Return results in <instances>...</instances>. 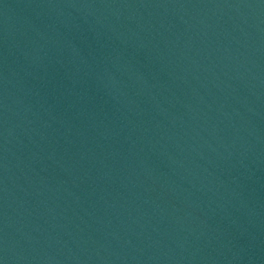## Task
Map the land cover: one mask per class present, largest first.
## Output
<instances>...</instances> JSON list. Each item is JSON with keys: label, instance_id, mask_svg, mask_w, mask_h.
Segmentation results:
<instances>
[{"label": "water", "instance_id": "obj_1", "mask_svg": "<svg viewBox=\"0 0 264 264\" xmlns=\"http://www.w3.org/2000/svg\"><path fill=\"white\" fill-rule=\"evenodd\" d=\"M2 264H264V0H0Z\"/></svg>", "mask_w": 264, "mask_h": 264}, {"label": "snow or ice", "instance_id": "obj_2", "mask_svg": "<svg viewBox=\"0 0 264 264\" xmlns=\"http://www.w3.org/2000/svg\"><path fill=\"white\" fill-rule=\"evenodd\" d=\"M0 264H2V262H0Z\"/></svg>", "mask_w": 264, "mask_h": 264}]
</instances>
